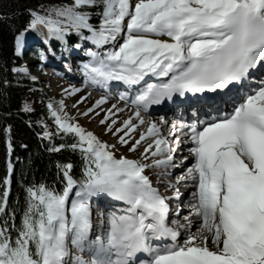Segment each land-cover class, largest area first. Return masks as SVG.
<instances>
[{
  "label": "snow or ice",
  "instance_id": "obj_1",
  "mask_svg": "<svg viewBox=\"0 0 264 264\" xmlns=\"http://www.w3.org/2000/svg\"><path fill=\"white\" fill-rule=\"evenodd\" d=\"M26 14L14 29L13 54L22 55L29 32L52 55L58 42L57 59L82 49L84 83L116 89L123 103L104 110L100 123L111 132L115 114L128 110L112 134L139 155H115L114 145L70 116L63 99L50 98L54 131L38 119L36 135L50 153H79L81 164L76 170L57 161L51 181L22 184L21 210L9 204V158L0 178V264H264V78L255 77L264 68V0H60ZM47 53L39 50L41 64ZM3 71L17 82L37 81L26 65ZM110 98L81 112L80 96L73 107L92 119ZM162 102L191 108V119L147 115ZM17 111L33 109L23 99ZM0 131L10 157L11 126ZM57 137L72 142L57 144ZM150 168L163 189L145 174ZM181 185L191 189L186 201ZM101 196L109 204L98 210L93 233L92 201ZM160 239L170 243H154Z\"/></svg>",
  "mask_w": 264,
  "mask_h": 264
},
{
  "label": "trees",
  "instance_id": "obj_2",
  "mask_svg": "<svg viewBox=\"0 0 264 264\" xmlns=\"http://www.w3.org/2000/svg\"><path fill=\"white\" fill-rule=\"evenodd\" d=\"M60 0H0V81L5 77L10 81L8 86L0 83V129L4 125L11 126L10 138L13 145L11 159L14 171L11 175V189L9 204H16L22 210L24 204V190L26 184L35 178L36 181L46 179L51 181L56 174V162L71 161L78 170L81 164L79 153L71 150L50 153L47 150L48 141H42L36 133L41 128L35 124L38 119H44L50 130L54 131L53 122L48 117L46 104L53 97H46L35 89V84L28 78H21L17 82L13 74L3 69L12 67L13 62H19L13 54L14 29H20L26 19V9L36 8L39 4L59 3ZM31 89V90H30ZM26 99L33 111L18 112L21 100ZM7 113V115H5ZM28 120L33 121L29 126ZM6 137L0 131V178L6 175ZM71 143V139L62 141L59 137L55 143ZM26 145V147H21ZM16 159V160H15ZM15 160V161H14ZM19 223V213L17 214Z\"/></svg>",
  "mask_w": 264,
  "mask_h": 264
},
{
  "label": "rangeland",
  "instance_id": "obj_3",
  "mask_svg": "<svg viewBox=\"0 0 264 264\" xmlns=\"http://www.w3.org/2000/svg\"><path fill=\"white\" fill-rule=\"evenodd\" d=\"M20 58L22 59L21 65H26L28 67L31 75H34L37 77L36 85L39 88V90L42 91V93H44V95H46V96H56V97H59L60 99H63L66 106H67L66 110L70 114V116L74 117L76 119V121H78V123L81 126L86 128L87 130L92 131L101 141H105L110 145H114L115 149H116L115 155L119 156L121 154H124V155L128 156L129 158H136L139 155V152L129 153L127 151L126 147L119 144L118 136H114L112 134V132L115 131V127H119L120 123L123 120V118L121 117V113H118L119 115H117V113L115 114V118H116L117 122H116V125L112 129L111 132L106 131L105 130L106 125H103L100 123V120L103 119V116H104V110L111 107V103L108 104L109 106L107 105V103L109 101H111L110 99L104 105H102L99 109H97V112H99V115L93 117L92 119H88L84 116H80V115H78L77 108L73 107V104H75V102L80 98V96L86 97V99L78 105V109L81 112L84 111L87 107H89L92 103H94L95 100L98 99V97H94V94L89 93L86 90L84 83H83V88L82 89L80 88L81 90L79 93H76L70 97L64 96L63 93L61 92L62 88H67L68 85H74L77 88H79V86H78L79 83H77V82H64V83L59 82V83H56V82H53V80H54L53 77H50L51 80L47 81L46 80L47 77L43 76L42 73H36L37 71L36 72L33 71L34 69H40L41 68V64L37 63V61H39L38 59L37 60L36 59L30 60V58H28L24 55V52H22V55L20 56ZM91 95L93 96V98H91ZM138 134L139 133L137 132L136 135H138ZM156 171L157 170L154 168H150L148 171V175H150V177L154 181H157V177L154 175V173ZM153 185L156 187H159V184H157L156 182H153ZM181 186H183V185H181ZM180 191H183V190H180Z\"/></svg>",
  "mask_w": 264,
  "mask_h": 264
},
{
  "label": "bare ground",
  "instance_id": "obj_4",
  "mask_svg": "<svg viewBox=\"0 0 264 264\" xmlns=\"http://www.w3.org/2000/svg\"><path fill=\"white\" fill-rule=\"evenodd\" d=\"M48 70H50V69H48ZM90 98V97H89ZM111 103H119V105H120V107H123V103L122 102H119V101H117V102H115V101H112ZM109 106V105H108ZM129 114V112H128V110H125L124 112H122L121 113V117L124 119L127 115ZM117 115H119L118 113H117ZM152 118H154L155 119V117H152ZM173 119H169V123H171V121H172ZM183 168V167H182ZM161 188H163L162 186H161ZM191 191V189H189L188 190V192H190ZM188 194V193H187ZM188 199V195H186V200Z\"/></svg>",
  "mask_w": 264,
  "mask_h": 264
}]
</instances>
